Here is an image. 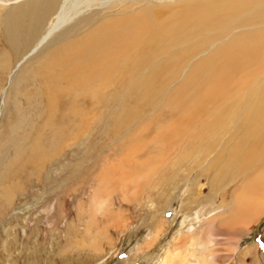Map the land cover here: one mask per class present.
<instances>
[{
  "label": "rangeland",
  "instance_id": "374dc122",
  "mask_svg": "<svg viewBox=\"0 0 264 264\" xmlns=\"http://www.w3.org/2000/svg\"><path fill=\"white\" fill-rule=\"evenodd\" d=\"M25 1L0 0V20ZM63 1L64 12L75 14L60 31L80 22L70 34L74 38L105 19L182 0ZM84 17L89 19L84 21ZM2 33L0 30V130L7 128V138L0 136V172L5 176L10 168L11 174L21 175L18 163L28 153H17L16 148L22 146L23 124L39 105L41 87L35 64L12 60L13 46ZM187 70L182 63L175 77L164 82L146 103L132 100L126 110L129 113L120 106L106 108L104 114L116 123L94 128L87 139L64 140L60 152L48 160L49 169L40 183L33 178V184L24 185L9 204L0 199V264H160L172 245L180 248L188 239L191 228L199 232L209 215H219L234 204L246 177L237 174L238 167H243L240 153L234 154L239 150L238 138L245 136L246 129H254V134L244 137L250 145L264 134V97L257 110L248 114L262 83L248 104H244L250 97L247 87L236 85L222 102L228 108L221 117L215 111L193 120L189 112L180 114L185 118L180 134H186L183 140L179 134L169 144L174 127L171 120L177 117L174 94ZM131 81L126 86L135 97ZM238 101L243 106L236 110L231 104ZM43 108L39 107L40 112ZM255 117L260 127L253 123ZM6 162L8 166H4ZM216 239L222 243L217 245L218 259L224 253L230 256V264H238V253L252 247V255L260 260L264 212L235 251L234 237L227 245L221 237ZM250 257L244 256V262H251Z\"/></svg>",
  "mask_w": 264,
  "mask_h": 264
},
{
  "label": "bare ground",
  "instance_id": "6f19581e",
  "mask_svg": "<svg viewBox=\"0 0 264 264\" xmlns=\"http://www.w3.org/2000/svg\"><path fill=\"white\" fill-rule=\"evenodd\" d=\"M62 1L27 0L0 20L1 33L13 46L12 60L21 58L35 64L41 87L39 105L23 124L25 135H19L22 146L16 148L17 153H28L27 159L18 163L22 173L11 174L10 168L5 176L0 172V199L8 204L24 185L43 180L48 160L60 152V143L68 138H90L94 128L116 123L104 114L106 108L120 106L129 113L126 110L132 100L146 103L164 82L175 77L182 63L188 70L175 90L177 117L171 120L174 127L169 144L184 125L180 114L189 112L193 120L215 111L221 117L228 108L222 102L236 85L247 87L250 97L244 104H248L262 83L248 114L257 110L264 97V0H182L165 7L148 5L130 15L105 19L74 38L70 34L80 22L60 31L75 14L64 12ZM161 14L166 17L161 19ZM203 50L208 51L200 57ZM129 80L135 97L126 86ZM40 106L44 107L41 112ZM231 106L238 110L243 104L238 101ZM253 123L260 127L256 117ZM254 133V129H246L245 136ZM185 134L181 133L179 140ZM6 135L3 126L0 136L4 139ZM245 136H239V150L234 153H240L243 165L237 174H246L234 204L219 215H209L199 232L191 228L190 239L181 243L183 249L172 245L160 264L192 260L194 264H230V256L223 253L220 259L216 257L217 245L222 244L216 238L221 237L224 243L237 239L235 251L241 237L264 212V134L250 145ZM254 252L250 247L235 260L238 264H264V249L257 261ZM246 255H251V262H244Z\"/></svg>",
  "mask_w": 264,
  "mask_h": 264
}]
</instances>
